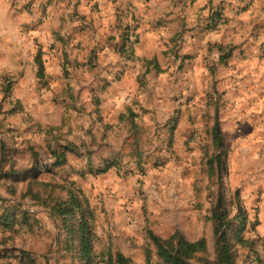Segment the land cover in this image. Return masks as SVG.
Masks as SVG:
<instances>
[{
    "label": "rangeland",
    "instance_id": "obj_1",
    "mask_svg": "<svg viewBox=\"0 0 264 264\" xmlns=\"http://www.w3.org/2000/svg\"><path fill=\"white\" fill-rule=\"evenodd\" d=\"M70 192L94 264L176 232L214 259L218 200L264 264V0H0V264H84Z\"/></svg>",
    "mask_w": 264,
    "mask_h": 264
},
{
    "label": "trees",
    "instance_id": "obj_2",
    "mask_svg": "<svg viewBox=\"0 0 264 264\" xmlns=\"http://www.w3.org/2000/svg\"><path fill=\"white\" fill-rule=\"evenodd\" d=\"M35 63L38 66V76H42L43 62L41 61L39 54L36 56ZM1 80L6 81V84L2 85L7 92L10 91L12 78L4 77ZM220 129L216 124L213 128V142L215 146H220ZM67 146L59 148L60 155L58 154L55 165H61L65 162V151L68 150ZM70 150H73L72 148ZM115 163L107 162L103 170L109 169ZM209 170L210 175L213 174L212 164ZM76 208V211H74ZM221 200L213 209L212 222L213 231L216 237V254L214 259L210 260L207 254V245L205 239L201 238L196 241H189L181 236L178 232L174 233L169 239L162 240L156 235H151V240L155 249L152 253L150 250L146 252L145 264H236L237 250L232 247V243L226 233V229L229 226V220L226 218V214L220 211ZM79 210V211H78ZM50 212L56 217L72 218V224L68 223V227H72L76 234L78 242V252L80 259L84 264H94L95 255L93 253V235L91 227L89 225L90 213L82 211L78 195L70 192L68 200H56L50 207ZM242 227V221H241ZM63 229H66L64 224ZM102 264H132L130 258L124 256L120 252H108L104 254Z\"/></svg>",
    "mask_w": 264,
    "mask_h": 264
}]
</instances>
